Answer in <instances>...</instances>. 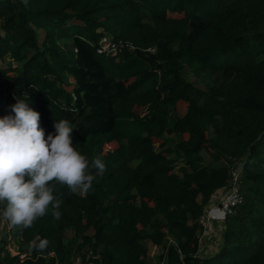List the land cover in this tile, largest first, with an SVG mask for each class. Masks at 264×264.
I'll use <instances>...</instances> for the list:
<instances>
[{"label": "trees", "instance_id": "16d2710c", "mask_svg": "<svg viewBox=\"0 0 264 264\" xmlns=\"http://www.w3.org/2000/svg\"><path fill=\"white\" fill-rule=\"evenodd\" d=\"M5 57L0 118L26 96L45 137L68 120L106 169L87 194L57 185L61 219L12 227L0 264H149L148 243L158 264H264V0H0ZM235 162L243 202L203 253L198 219Z\"/></svg>", "mask_w": 264, "mask_h": 264}, {"label": "clouds", "instance_id": "9594fccd", "mask_svg": "<svg viewBox=\"0 0 264 264\" xmlns=\"http://www.w3.org/2000/svg\"><path fill=\"white\" fill-rule=\"evenodd\" d=\"M25 100L26 96L11 106L14 115L0 118V216L21 230L32 227L50 207L52 217L61 219L63 201L54 194L59 193L57 185L73 194H87L95 179L89 169L99 173L106 169L102 157L89 161L73 146L68 120L54 121L55 134L45 137L39 113ZM48 245L47 238L32 243L39 252Z\"/></svg>", "mask_w": 264, "mask_h": 264}, {"label": "built area", "instance_id": "2783aa9c", "mask_svg": "<svg viewBox=\"0 0 264 264\" xmlns=\"http://www.w3.org/2000/svg\"><path fill=\"white\" fill-rule=\"evenodd\" d=\"M120 43L114 42L111 37L103 35L98 42L97 52L106 55L115 54ZM242 175V164L235 162L230 167V177L227 185L217 189L211 200L204 206L203 213L198 219L202 227L199 234L200 241L209 232L214 221L221 222L226 216L233 215L235 208L242 204Z\"/></svg>", "mask_w": 264, "mask_h": 264}, {"label": "rangeland", "instance_id": "374dc122", "mask_svg": "<svg viewBox=\"0 0 264 264\" xmlns=\"http://www.w3.org/2000/svg\"><path fill=\"white\" fill-rule=\"evenodd\" d=\"M0 65L3 66V67H8V66H16L17 64L12 61L9 57H5L3 61L0 62ZM188 79L191 81L192 79H194V77H188ZM200 86V85H199ZM186 109V104L183 103V102H179L176 106V114L177 115H181ZM138 112H141V109H137ZM186 137V135H185ZM117 143L116 142H112L110 144H106L104 146V150L105 151H109L111 150L112 148L116 147ZM204 159H205V162L208 163L210 161V158L207 154L204 153ZM221 228V223H217V222H214L212 227L210 228L209 232L206 233V235L202 238L201 240V252H205V253H212L214 251V246L217 245V243H219V230ZM12 230V226H10V223L5 219L3 218L2 216H0V237L3 235V234H9L10 231ZM91 232V231H90ZM66 237H70L72 235V232L71 231H67L66 232ZM148 248H149V251H148V263L149 264H158L157 263V256L158 254H160L161 252V248L158 247V246H154L153 244L151 243H148ZM8 248H9V252L14 255L16 254V252L14 251V247L12 246V244H9L8 245ZM75 260L77 263L79 264H82L80 263V259H79V256H75Z\"/></svg>", "mask_w": 264, "mask_h": 264}, {"label": "crops", "instance_id": "0c3cea01", "mask_svg": "<svg viewBox=\"0 0 264 264\" xmlns=\"http://www.w3.org/2000/svg\"><path fill=\"white\" fill-rule=\"evenodd\" d=\"M214 222H217V221H214ZM214 222H213V223H214ZM213 223L211 224V227H212ZM217 223H219V222H217Z\"/></svg>", "mask_w": 264, "mask_h": 264}]
</instances>
